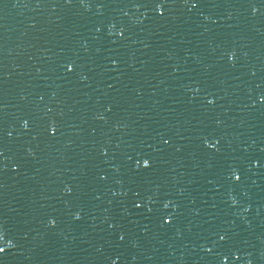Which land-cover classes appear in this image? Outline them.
I'll list each match as a JSON object with an SVG mask.
<instances>
[{"label":"water","instance_id":"1","mask_svg":"<svg viewBox=\"0 0 264 264\" xmlns=\"http://www.w3.org/2000/svg\"><path fill=\"white\" fill-rule=\"evenodd\" d=\"M145 2L0 0V264H264V5Z\"/></svg>","mask_w":264,"mask_h":264},{"label":"snow or ice","instance_id":"2","mask_svg":"<svg viewBox=\"0 0 264 264\" xmlns=\"http://www.w3.org/2000/svg\"><path fill=\"white\" fill-rule=\"evenodd\" d=\"M69 2H71V0H69ZM170 2V0H146V2L145 3H137V7H146V4L147 3H150V4H152V5H154V9L155 8H159V11L161 12V13H163L164 11H165V9H166V5L168 4ZM253 2V0H249V3L251 4ZM256 2H258L260 5H264V0H256ZM81 3H85V0H81ZM184 3L185 4H188L189 3V0H184ZM199 3V0H191V4L193 5V6H195L196 4H198ZM90 4V3H89ZM252 11H253V13H255V12H257L258 11V9L256 8V7H252ZM121 35H123V32H121L120 33ZM231 59H234V56H231L230 57ZM113 63H116V61H113ZM71 64H69L68 66H67V69L66 70H69V69H71ZM260 99L261 100H264V93H262L261 94V96H260ZM212 101H210V103H211ZM23 124H24V127L25 128H27L28 126H29V120H27V119H24L23 120ZM57 128L56 127H52L51 128V131L53 132V133H55V132H57ZM168 141L167 140H165L164 141V143H167ZM219 143H220V141L219 140H217L216 141V143L215 144H213V145H211L213 148H216L217 147V145H219ZM218 150V149H217ZM0 152H2V149H0ZM257 163H259V161H256ZM136 163H137V165H139L140 164V161L139 160H137L136 161ZM143 164H144V166L145 167H151V165H150V162H149V159H143ZM233 176H234V178H235V180H239L240 179V175H239V173L238 172H233ZM67 191L68 192H71L72 191V189L69 187L68 189H67ZM135 196L137 197V200H141V195H140V193L139 192H136L135 193ZM153 203H155V201H153ZM161 203H162V205H163V208L164 209H167L168 207H169V205L172 203V201L171 200H169V199H167L166 197L161 201ZM135 206L137 207V208H139L140 206H141V203H139V202H135ZM147 211L148 212H150V213H152V212H155L156 214H157V219H159L160 220V222H161V224H164V223H166V222H169V221H171L173 218H174V216H175V214L174 213H172V214H168V215H164V216H161L160 215V209H156V208H153V207H149L148 209H147ZM76 218L77 219H79V213H77L76 214ZM56 223H57V221H56V219L55 218H50L49 219V224L50 225H56ZM112 227H115L114 225H111ZM7 237V232H5L2 228H0V242H3L2 244H0V254H3V253H5V251L6 250H11V248H13V247H15L16 245H14V243H13V239L12 238H6ZM120 239L121 240H123L124 239V235L123 234H121L120 235ZM226 239V236H220V240L221 241H224ZM208 251H211V249H208ZM238 251V250H237ZM113 264H115V261H113ZM249 264H251V262H249Z\"/></svg>","mask_w":264,"mask_h":264}]
</instances>
